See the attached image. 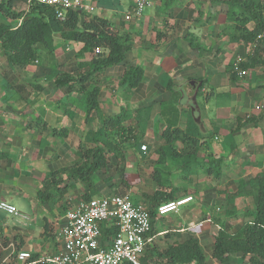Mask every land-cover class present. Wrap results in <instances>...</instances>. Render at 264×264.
Returning <instances> with one entry per match:
<instances>
[{
	"label": "crops",
	"instance_id": "1",
	"mask_svg": "<svg viewBox=\"0 0 264 264\" xmlns=\"http://www.w3.org/2000/svg\"><path fill=\"white\" fill-rule=\"evenodd\" d=\"M83 1L94 7L89 18H106L128 37L121 62L90 74L85 63L97 55L54 35L51 50L39 46L36 60L12 63L0 39V200L27 215L0 210V264H45L40 257L63 250L66 212L113 195L153 212L143 264L163 263V253L189 240L208 264H252L212 257L218 231L233 234L252 221L264 183V44L255 53L237 38L241 7L149 0L125 19L134 0L119 1L124 11L115 0ZM27 9L26 2L13 8ZM2 20L12 22L0 11ZM237 61L247 74L234 70ZM132 67L141 69L133 86L122 83ZM95 148L105 163L81 178L74 170L92 162ZM184 196L192 199L178 211L156 214L158 204ZM20 251L31 257L20 261Z\"/></svg>",
	"mask_w": 264,
	"mask_h": 264
},
{
	"label": "trees",
	"instance_id": "2",
	"mask_svg": "<svg viewBox=\"0 0 264 264\" xmlns=\"http://www.w3.org/2000/svg\"><path fill=\"white\" fill-rule=\"evenodd\" d=\"M234 1L242 9L241 16L238 18L240 22L234 26L237 38L249 46L254 45L256 53L258 46L264 44V34H262L264 5L261 0ZM18 2L27 3L26 12L13 10ZM0 11L12 21H0L2 47L12 63L26 64L36 60L40 54L39 46L49 50L53 48L54 35L82 43L81 53L88 51L97 55L85 63L90 74L102 66L121 62L130 49L128 37L119 34L108 19L96 15L89 18L88 13L80 10H66L63 18H59L57 9L47 4L32 0H0ZM18 18L20 21L13 22ZM249 21L254 22V28L250 30L246 26ZM96 48L100 51L97 52ZM140 79V67H132L124 73L122 83L133 86ZM181 132L177 128L171 130L173 134ZM90 154L92 162L74 170L80 173L81 178L84 177L82 173L89 174L105 163L101 148H95ZM158 194V192L155 193L152 198L155 199ZM171 199L173 198H168V200ZM254 204L251 222L246 223L233 234L220 230L214 236L212 257L215 261L224 262L234 254L243 260L247 258L252 264H264V183L262 181L259 182L254 193ZM148 210L152 217V210ZM115 233L114 224L109 221L100 223L101 237L111 238ZM162 256L166 264H190L191 262L208 264L195 240L174 244Z\"/></svg>",
	"mask_w": 264,
	"mask_h": 264
},
{
	"label": "built area",
	"instance_id": "3",
	"mask_svg": "<svg viewBox=\"0 0 264 264\" xmlns=\"http://www.w3.org/2000/svg\"><path fill=\"white\" fill-rule=\"evenodd\" d=\"M47 4L57 9V16L63 18L66 10L92 12L94 7L83 0H32ZM134 8L125 15L139 16L149 0H134ZM99 52L100 49L96 48ZM240 60V59H239ZM237 61L234 70L240 75L247 74ZM141 150L146 145L140 146ZM192 199L184 196L164 201L157 205L156 214L161 216L176 212L180 206ZM0 210L15 215L27 217L18 208L0 200ZM111 222L116 226V233L111 237H101L100 223ZM152 221L148 208L140 202H133L128 195H113L110 197H91L81 200L66 212V222L59 229L58 235L63 241V250L51 256L39 258L45 264H143L141 255L147 234L151 231ZM31 257L29 251H20L17 258L25 261ZM152 264V263H150ZM161 264H166L165 261Z\"/></svg>",
	"mask_w": 264,
	"mask_h": 264
},
{
	"label": "rangeland",
	"instance_id": "4",
	"mask_svg": "<svg viewBox=\"0 0 264 264\" xmlns=\"http://www.w3.org/2000/svg\"><path fill=\"white\" fill-rule=\"evenodd\" d=\"M119 1H122V0H115L114 4L119 8V10L124 11L125 10V6H124V4L122 2L120 3ZM92 13H95V12L92 11Z\"/></svg>",
	"mask_w": 264,
	"mask_h": 264
}]
</instances>
